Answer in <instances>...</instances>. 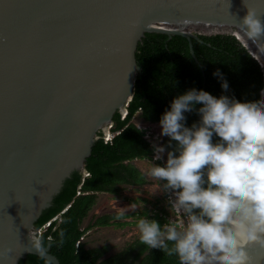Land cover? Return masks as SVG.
Segmentation results:
<instances>
[{
	"label": "water",
	"instance_id": "1",
	"mask_svg": "<svg viewBox=\"0 0 264 264\" xmlns=\"http://www.w3.org/2000/svg\"><path fill=\"white\" fill-rule=\"evenodd\" d=\"M248 9L264 19V0H0V264H60L32 247L34 223L126 109L144 33L232 32L264 67V41L239 28ZM247 250L264 264V248Z\"/></svg>",
	"mask_w": 264,
	"mask_h": 264
},
{
	"label": "trees",
	"instance_id": "2",
	"mask_svg": "<svg viewBox=\"0 0 264 264\" xmlns=\"http://www.w3.org/2000/svg\"><path fill=\"white\" fill-rule=\"evenodd\" d=\"M195 33L198 37L189 40L178 34L145 32L138 42L135 58L140 71L135 77L126 115L121 117V112L114 113L110 127L114 135L110 141L104 142L103 131H98L85 161L88 175L74 170L65 178L51 205L34 223L36 230L41 228L42 246H49V252L60 264H179L176 256L142 244L139 234L116 251L111 250L109 243L89 246L85 241V234L94 227L131 223L120 219L129 214L122 217H118V212L93 214L85 225L84 220L100 193L118 195L128 186L148 183L146 172L135 161L152 159L155 144L146 130L133 121L135 115L147 122H159L173 98L191 88L203 89L217 97L228 95L244 105L262 101L264 67L249 47L232 32ZM216 69L227 80V91L213 75ZM185 115L186 126L199 120L195 111ZM213 139L215 141L216 137ZM160 143L165 146V153L171 150L169 137L164 136ZM165 196L166 193L163 198ZM154 206L150 214L142 211L143 217L155 219L161 225L167 223L166 206H157V202ZM48 221L49 225L43 227ZM17 264L52 263L28 253Z\"/></svg>",
	"mask_w": 264,
	"mask_h": 264
},
{
	"label": "clouds",
	"instance_id": "3",
	"mask_svg": "<svg viewBox=\"0 0 264 264\" xmlns=\"http://www.w3.org/2000/svg\"><path fill=\"white\" fill-rule=\"evenodd\" d=\"M239 28L249 41H264L260 14L248 9ZM213 75L227 91L220 70ZM193 111L199 120L186 126L185 113ZM159 124L171 150L145 175L172 193L170 211L183 221L161 225L141 217L139 241L176 256L179 264H254L247 246L264 248V101L244 105L191 88L173 98ZM153 149V160H162L165 146ZM135 208V203L120 208L118 217ZM30 242L43 252L40 237L30 235Z\"/></svg>",
	"mask_w": 264,
	"mask_h": 264
},
{
	"label": "rangeland",
	"instance_id": "4",
	"mask_svg": "<svg viewBox=\"0 0 264 264\" xmlns=\"http://www.w3.org/2000/svg\"><path fill=\"white\" fill-rule=\"evenodd\" d=\"M133 121L137 123L140 127L146 130L147 136L153 141L155 145H161V140L164 136L160 134V124L159 122H147L142 120L138 115H135ZM105 135H108L107 127L103 129ZM155 156V154H154ZM166 160V153L163 154V159L159 160L157 164H163ZM157 160L145 159L136 160L142 170L147 172L153 163ZM148 183L140 187L128 186L120 194L114 195L107 192H102L98 196L96 204L91 209L89 216L84 220V225L89 221L93 214H103V213H116L119 212L120 208H126L128 205L135 203L136 208L134 210H129L126 217L120 218L121 220L132 221L122 226L108 225L105 227H94L85 234V241L89 246L100 245L103 243H109L112 251H116L121 248L127 241L131 240L139 234L137 224L134 221L139 220L142 215V211H146L148 214L152 213L151 210L154 208V203L157 202V206H166L167 221L172 220L177 224L183 221V217L179 216L170 211L169 197L172 193L165 192L158 188V181L152 180L147 177ZM162 183V182H161ZM166 193L165 198L163 195ZM167 198V199H166ZM166 199V200H165ZM168 200V204H167Z\"/></svg>",
	"mask_w": 264,
	"mask_h": 264
},
{
	"label": "built area",
	"instance_id": "5",
	"mask_svg": "<svg viewBox=\"0 0 264 264\" xmlns=\"http://www.w3.org/2000/svg\"><path fill=\"white\" fill-rule=\"evenodd\" d=\"M126 113H127V110L125 109L123 112H121V117H124V116L126 115ZM111 125H112V123L109 124L108 127H107V129H108V133H107V134H108V135H105V133L103 132V133H104V136H103V138H104V142H108V141H110L111 138H112V136L114 135V133L110 132V127H111ZM83 175L86 176V175H88V173H87L86 171H84V172H83ZM53 219H54V218H53ZM49 223H50V221L46 222V224L43 225V227L48 226ZM40 233H41V228L36 230V236L39 237Z\"/></svg>",
	"mask_w": 264,
	"mask_h": 264
},
{
	"label": "bare ground",
	"instance_id": "6",
	"mask_svg": "<svg viewBox=\"0 0 264 264\" xmlns=\"http://www.w3.org/2000/svg\"><path fill=\"white\" fill-rule=\"evenodd\" d=\"M166 24H167V25H166ZM166 24L164 23V25H166V26H168V25H169L168 23H166Z\"/></svg>",
	"mask_w": 264,
	"mask_h": 264
},
{
	"label": "flooded vegetation",
	"instance_id": "7",
	"mask_svg": "<svg viewBox=\"0 0 264 264\" xmlns=\"http://www.w3.org/2000/svg\"><path fill=\"white\" fill-rule=\"evenodd\" d=\"M164 24V23H163ZM166 24V23H165Z\"/></svg>",
	"mask_w": 264,
	"mask_h": 264
}]
</instances>
